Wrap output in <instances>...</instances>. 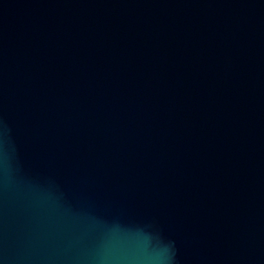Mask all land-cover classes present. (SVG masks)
<instances>
[{"label":"water","instance_id":"water-1","mask_svg":"<svg viewBox=\"0 0 264 264\" xmlns=\"http://www.w3.org/2000/svg\"><path fill=\"white\" fill-rule=\"evenodd\" d=\"M0 264H264V0H0Z\"/></svg>","mask_w":264,"mask_h":264}]
</instances>
